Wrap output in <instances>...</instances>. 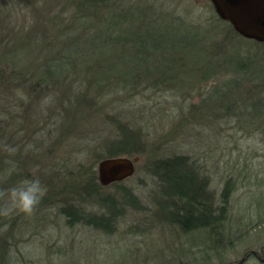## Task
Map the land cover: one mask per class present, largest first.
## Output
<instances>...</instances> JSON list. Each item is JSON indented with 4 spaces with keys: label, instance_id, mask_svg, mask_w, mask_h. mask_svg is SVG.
<instances>
[{
    "label": "rangeland",
    "instance_id": "1",
    "mask_svg": "<svg viewBox=\"0 0 264 264\" xmlns=\"http://www.w3.org/2000/svg\"><path fill=\"white\" fill-rule=\"evenodd\" d=\"M140 1L156 9L145 29L173 41L167 44L177 45L179 38L189 51V75L183 74L180 82L163 81L155 88L144 82L130 84L127 92L114 84L113 91L98 97L99 107L87 109L83 116L80 112L73 121L62 107L51 104L55 95L43 99L40 91L19 90L18 82L9 80L16 75L15 64L0 61V192L33 175L48 187L31 215L19 211L0 215V264H264V41L233 34L225 42L228 27L210 0ZM45 5L40 9L41 29L50 31L53 13L70 17L66 1L63 5V0H48ZM148 9L145 6L153 13ZM23 11L15 15L20 21L12 16L0 34L22 36L34 18ZM176 20L183 22V29H177ZM202 45L207 51L200 50ZM24 46L22 41L20 52ZM5 52L0 46V56ZM22 57L31 68L29 75L40 68L41 58ZM109 60L113 70L126 75L135 67L145 70L167 62L158 54L135 57L131 50ZM119 125L138 140L136 151L125 154L137 156L133 173L92 191L83 180L91 172L97 175L103 147L114 139ZM63 127H68V134L67 130L61 134ZM80 152L85 155L77 156ZM175 154L184 155L186 165L190 161L204 177L213 203L220 202L228 183L223 225L226 240L232 242L228 247L198 253L189 233L164 221L168 185L159 183L151 163ZM13 164L16 170L10 172ZM67 177L77 178L79 185L50 196ZM98 192H125L132 198L122 205L111 233L93 228L81 217L68 222L61 211L69 204L78 214L101 212ZM5 200L0 195V205Z\"/></svg>",
    "mask_w": 264,
    "mask_h": 264
},
{
    "label": "trees",
    "instance_id": "2",
    "mask_svg": "<svg viewBox=\"0 0 264 264\" xmlns=\"http://www.w3.org/2000/svg\"><path fill=\"white\" fill-rule=\"evenodd\" d=\"M64 1L67 11L71 7L70 17H61L58 12L51 14L49 31L38 27L44 19L40 9L46 6L45 2L48 0H0V31L8 27L12 16L14 20L20 21L15 15L24 9L32 12L34 17L32 21H28V30L22 32V36L13 34L11 39L0 34V46L7 50L0 56V61L3 59L4 65L15 64L13 72L16 75L9 80L18 82L19 90H25L27 94L40 91L43 99L55 95L51 104L62 107L63 114L74 121L80 112H83V116L87 109L99 107L98 97L113 91L114 84L115 89H118L117 85L124 91L130 84L140 85L141 82H144L145 87L155 88L160 82L176 83L181 81L183 74L189 75V62L186 61L189 51L185 49L186 45L180 44L176 32L174 39L177 38V45H174L167 44L172 43V40L145 29L146 24L156 17V9L151 4L146 5L140 0H63V5ZM145 6L148 10L154 8L153 13L146 11ZM175 23L178 30L183 29V22ZM223 23L228 27V32L223 36L225 42L230 41L233 34L245 38L227 21L223 20ZM250 40L256 42L254 39ZM22 41L25 46L20 52L18 46ZM199 48L203 52L207 51L204 45ZM127 50L140 58L142 55L158 54L167 62L161 67L154 65L145 70L135 67L130 75L113 70L109 58L120 56ZM22 56L27 59L41 58L38 61L40 68H35L33 72L35 77L33 74L29 75L32 73L31 68L21 61ZM241 62L239 59L236 63L241 66ZM125 68L123 65L121 70ZM65 130L68 134V127H63L61 134ZM114 136L113 140L105 143L103 155L99 159L136 151L134 148L138 140L132 132L121 129L119 125ZM185 161L184 155L175 154L154 159L151 163V170L157 175L159 183L168 185L166 204L163 205L167 217L164 221L185 235L189 233V242L195 248H200L197 249L198 253H207L218 247L225 248L232 243L226 240L229 235L223 227L227 215L229 185H224L220 202L213 203L205 187L204 177L190 161L189 166ZM70 178L65 179V185L56 191L52 190L50 196L79 185L77 178L72 177L74 181ZM96 178L97 175L91 172L83 180L85 185H90L92 191L100 184ZM131 200L130 194L125 192L120 195H103L98 192L96 201L102 208L101 212L78 214L77 209L69 204L61 207V211L67 216L68 222L81 217L93 228L111 233L122 212V205ZM197 234L198 236H191ZM5 253L4 250L2 254Z\"/></svg>",
    "mask_w": 264,
    "mask_h": 264
},
{
    "label": "water",
    "instance_id": "3",
    "mask_svg": "<svg viewBox=\"0 0 264 264\" xmlns=\"http://www.w3.org/2000/svg\"><path fill=\"white\" fill-rule=\"evenodd\" d=\"M214 11L241 36L264 41V0H210ZM137 156H109L97 163V179L101 185L121 180L134 170Z\"/></svg>",
    "mask_w": 264,
    "mask_h": 264
},
{
    "label": "clouds",
    "instance_id": "4",
    "mask_svg": "<svg viewBox=\"0 0 264 264\" xmlns=\"http://www.w3.org/2000/svg\"><path fill=\"white\" fill-rule=\"evenodd\" d=\"M9 152H14L15 148L6 146ZM77 156L83 157L85 153H76ZM16 170L13 164L11 171ZM48 192L47 185L38 175L28 176L19 183L10 186L8 189L0 192V195L6 196L3 205H0V215H8L15 211L31 215L40 204Z\"/></svg>",
    "mask_w": 264,
    "mask_h": 264
}]
</instances>
